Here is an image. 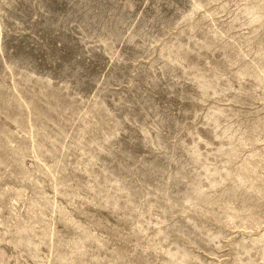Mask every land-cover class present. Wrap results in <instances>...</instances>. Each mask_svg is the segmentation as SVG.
<instances>
[{
  "label": "rangeland",
  "instance_id": "rangeland-1",
  "mask_svg": "<svg viewBox=\"0 0 264 264\" xmlns=\"http://www.w3.org/2000/svg\"><path fill=\"white\" fill-rule=\"evenodd\" d=\"M0 264H264V0H0Z\"/></svg>",
  "mask_w": 264,
  "mask_h": 264
}]
</instances>
